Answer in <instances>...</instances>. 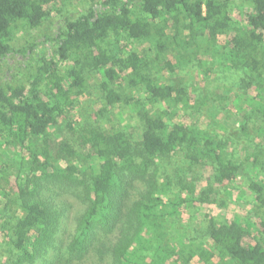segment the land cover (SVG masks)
Segmentation results:
<instances>
[{"label": "trees", "instance_id": "trees-1", "mask_svg": "<svg viewBox=\"0 0 264 264\" xmlns=\"http://www.w3.org/2000/svg\"><path fill=\"white\" fill-rule=\"evenodd\" d=\"M56 1L0 0V61L21 52L10 43L15 23L40 26ZM89 2L86 13L68 21L52 38L55 51L39 60L27 84H0V146L30 154L28 170L18 173L16 181L17 220L6 235L11 251H17L14 264H34L53 247L63 212L42 192L55 184H83L86 192L87 208L77 221L63 264H80L100 234L112 237L109 246L102 244L99 250L112 264H192L195 257L202 264H264V239L252 243L253 224L240 216L211 224L207 243L187 240L177 224L188 204L195 207L199 202L195 186L182 184L172 193L170 182L159 183L150 172L161 159L182 153L189 168L202 166L212 174L206 191L225 188L238 178L242 165L225 157V142L208 130L173 121L190 106V97L184 87L161 83L151 68L164 64L174 69L165 59L173 43L198 50L201 35L207 45L224 38L229 49L221 54L227 67L244 70L250 78L248 88L256 93L244 99L248 113L241 106L238 114L241 119H264V0ZM238 2L241 21L232 12ZM146 42L153 44L155 58L135 47ZM172 55L179 63L180 54ZM88 72L100 76L109 108L127 107L140 116V141L116 125L77 130L69 118L76 99L88 89ZM120 89L136 94L124 97ZM120 121L124 122L122 115ZM61 124L78 134L77 145L50 137ZM259 130L264 131V124ZM64 162L78 165L64 167ZM133 178L142 184L134 194L129 191ZM248 189L264 208V183L252 180ZM6 205L0 204V215Z\"/></svg>", "mask_w": 264, "mask_h": 264}, {"label": "rangeland", "instance_id": "rangeland-1", "mask_svg": "<svg viewBox=\"0 0 264 264\" xmlns=\"http://www.w3.org/2000/svg\"><path fill=\"white\" fill-rule=\"evenodd\" d=\"M89 5V0H57L48 7L50 13L40 26L30 28L23 22L15 23L10 43L21 52L11 54L0 61V84H27L28 77L35 71L39 60L44 56L50 58L55 51L57 42H53L52 38L65 29L68 21L86 13ZM240 10L241 2H238L232 12L239 21ZM168 33L171 34V30ZM232 34L233 31L228 39L232 38ZM198 36L200 37V33ZM220 39L217 44L207 45L208 41L201 35L203 45L198 50L194 45L184 49L180 45L176 47L173 43L165 59L172 62L174 69L170 70L162 64L152 67L151 74L161 83L186 89L190 106L175 114L173 121L208 130L225 142V157L242 165L238 178L228 183L225 188L216 187L213 192L206 191L212 186L208 184L212 174L202 166L189 168V162L182 157V153L161 159L157 165L150 168V172H155L159 183L170 182L172 193L178 192L182 184L195 186L194 195L199 202L195 203V207L193 203L188 204L183 210L181 223L177 224V231L179 229L181 234H185L187 240L207 243L211 224L230 222L240 216L242 220H250L253 224V243L264 239V208L259 207L248 189L252 180L264 183V131L259 130L264 124V119H241L239 116L241 106H244L248 113L244 99L256 93L254 89L248 88L250 78L244 70L227 67L221 53L227 51L229 45L226 47L225 39ZM135 47H141L155 58L153 44L146 42L135 44ZM172 54H180V64ZM86 77L88 89L76 99L75 109L69 118L74 121L77 130L88 127L105 130L116 125L132 134L136 141H140L144 131L140 116L127 107L109 108L105 94L100 88V76L88 72ZM119 92L124 97L136 94L129 89H120ZM121 115L123 123L120 121ZM173 121L169 120L168 124ZM243 126H246L245 131ZM50 137L55 140L65 139L71 145H77L75 141L78 134L69 131L65 124L52 129ZM29 157L27 150L0 146V204L3 206L7 203L0 215V264H14L17 257V251H11L6 235L11 233L10 227L17 220L19 203L16 181L18 173L28 170ZM66 165L78 164L64 162L63 166ZM3 170L7 173L9 183L3 178ZM141 186L142 184L133 178L129 187L130 193L134 194V188ZM42 193L48 203L63 213L53 247L34 264H63L68 258L67 247L75 232L77 221L87 208L86 192L83 184L72 187H60L55 184L47 185ZM111 241L112 237L100 234L95 247L80 264H112V259L109 256L104 257L99 251L102 244L109 246ZM192 264L202 263L195 257Z\"/></svg>", "mask_w": 264, "mask_h": 264}]
</instances>
